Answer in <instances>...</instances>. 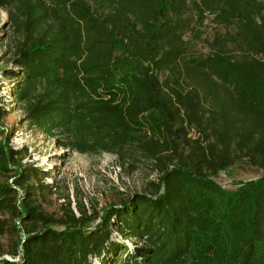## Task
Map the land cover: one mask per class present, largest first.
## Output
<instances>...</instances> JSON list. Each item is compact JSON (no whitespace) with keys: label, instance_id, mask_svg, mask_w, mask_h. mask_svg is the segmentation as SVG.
<instances>
[{"label":"trees","instance_id":"obj_1","mask_svg":"<svg viewBox=\"0 0 264 264\" xmlns=\"http://www.w3.org/2000/svg\"><path fill=\"white\" fill-rule=\"evenodd\" d=\"M0 7L24 121L64 149L157 174L102 215L79 204L76 216L67 199L56 216L42 205L50 173L0 140V235L13 239L0 264H264V0ZM208 17L216 29L201 52L185 37L203 40ZM13 104H0V122ZM242 159L262 174L233 189L211 177Z\"/></svg>","mask_w":264,"mask_h":264},{"label":"rangeland","instance_id":"obj_2","mask_svg":"<svg viewBox=\"0 0 264 264\" xmlns=\"http://www.w3.org/2000/svg\"><path fill=\"white\" fill-rule=\"evenodd\" d=\"M215 29L208 17L205 26L201 29L203 40L201 37H196L197 34L196 36L187 34L185 38L196 50L207 52L205 38H211ZM12 34L8 12L0 7V104H4L6 109L13 104L9 90L15 82L14 77L5 76V73L9 74L10 70H15L10 63L7 47ZM16 106L0 122V140L13 149L27 147L23 162L31 163L40 170H47L50 173V177L46 178L45 182L54 181L56 189L42 202L47 212L60 216L61 204L68 199L76 216L79 215L77 209L79 204L84 207L87 214H91L94 210L98 212V215H102L103 209L110 203L118 204L135 192L146 190L148 182L157 178L156 172L147 162L139 163L132 171L122 168L117 158L109 153L82 154L59 147L52 137L25 122L22 110ZM189 135L194 136L193 131ZM5 136L8 139L4 141ZM261 174L260 169L242 159L226 169L217 171L211 177L220 185L233 189L236 188L235 182L255 179ZM98 215L93 224L99 221ZM112 239L122 241L115 231L112 233ZM12 241L13 239L7 235H0V243L4 248L8 249ZM124 243L129 248L132 247L130 240H125ZM4 257L10 258L8 255ZM91 261L98 264L96 259L92 258Z\"/></svg>","mask_w":264,"mask_h":264},{"label":"water","instance_id":"obj_3","mask_svg":"<svg viewBox=\"0 0 264 264\" xmlns=\"http://www.w3.org/2000/svg\"><path fill=\"white\" fill-rule=\"evenodd\" d=\"M7 258V257H6ZM9 259V258H8Z\"/></svg>","mask_w":264,"mask_h":264}]
</instances>
